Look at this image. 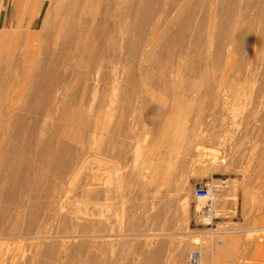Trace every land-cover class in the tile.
I'll use <instances>...</instances> for the list:
<instances>
[{"label": "rangeland", "instance_id": "1", "mask_svg": "<svg viewBox=\"0 0 264 264\" xmlns=\"http://www.w3.org/2000/svg\"><path fill=\"white\" fill-rule=\"evenodd\" d=\"M22 1L0 0V18L2 9L6 16L4 26L0 28V38L2 39L0 42V65L2 67L6 56L15 48L16 58H21L20 49H18L22 47L20 33L14 34L13 32L17 30L23 32L30 27L27 26L28 21L14 27L17 4ZM59 1L61 0H29L28 14L38 16L30 27L31 30L33 29L32 31L39 28L45 13L50 11L56 13V9H60L59 5L57 6ZM135 1L126 0L128 6L124 17V20L126 19L124 28L127 34L125 52L129 53V56L127 53L125 54L127 60L124 59L126 61L122 64L123 66L118 65L117 69L106 79V76L101 78L103 80L99 85L102 84V86H98L96 91L92 90L93 92L89 90L84 100V112L100 116L99 118L95 117V120L93 118V122H97L99 129L93 140L91 139L93 145L91 142L88 145L87 150L90 151L85 150L81 158V166L76 171H69L65 175L66 177L64 176L63 180L65 181L62 180V188L57 193L54 205L57 208L53 210L57 214L53 213L48 225L50 227L46 233L51 236L47 240L49 244L54 245V251L48 253L43 246L39 248L35 244V240L27 235L24 237L23 234H19L14 236V239H6L2 235V239L0 238V264L9 262V264H84L88 263L89 258L95 255L102 264H192L189 256L195 249H198L199 252L196 264H202L204 249L209 250L211 257L203 264H264V58L235 53L229 64L227 61L225 62V65H228L227 71L220 73L219 70L215 68L216 71L213 68L214 63L219 60L217 59L219 57L216 56L219 48L217 45L218 35H220L222 21L228 14V10L234 8L231 11L233 17L230 16L239 22L237 28L260 29L262 26L260 22L257 21L251 25L249 21L255 19L261 0H235V3L232 0H147L148 6H151L153 10V15L150 21L145 26L143 25V29L140 24L141 21L143 24V20L140 19L143 16L140 15L142 12L135 8L136 5H132ZM182 1L185 4L189 3L183 6ZM128 3L132 6H129ZM115 23L114 17L108 23L112 46L116 44ZM155 23L157 30L154 27ZM197 24L201 28H198ZM130 35L131 37H128ZM156 41L161 43L160 46H153ZM17 45H19L18 48L15 47ZM131 50L132 52H130ZM133 52L137 56L133 54L134 57ZM142 52H148L147 59L145 53ZM135 60H137L136 63ZM211 61L213 64L210 63ZM172 64L173 66H171ZM163 66L173 71L164 70L166 71L164 74L161 68ZM174 68H177L179 74ZM167 73L171 75V78L175 76L176 80L183 78L184 85L186 86L188 82L189 85L192 84L191 87L188 88V84L187 88L180 87V92L177 88L178 92L177 90L175 92L179 96L175 93L172 94L174 90L168 91L172 90L171 82L164 78ZM212 73L216 79L220 78V80L217 81ZM104 79L106 83L103 82ZM211 81L216 82L212 84ZM105 86L107 89L104 88ZM126 94L133 95H129L131 98L129 99ZM180 105L185 107L182 108ZM186 107L189 110H184ZM56 117L48 119V127L50 131L61 127L66 129L62 134L66 140H70L80 133L79 130H84L83 126L79 125L77 120L72 117L71 119L64 118L62 121ZM57 123H60V126ZM56 125L59 128L56 129ZM114 125H121L122 128L124 127L123 134H128L125 137L126 140L123 139V134L122 138L120 137V140L123 141L121 142L122 146L125 142V146L122 148L127 151V153L123 151L126 162L121 158L124 155L118 156L121 158L120 161L125 162L124 165L121 163L122 161H118L119 158H115L117 155L113 156L115 151L110 150L106 154L103 153V149H106L107 143H109L107 140L112 135L108 130ZM184 126L186 129L188 128V132L190 131L189 134L191 132L196 134L183 139L180 133ZM62 128L58 130L59 133L63 132H60ZM179 143H183V146L180 147ZM177 144L178 147H176ZM149 145L151 146L149 147ZM118 165L125 167L123 171V166H120L119 173L122 172L126 175V172H132L130 173L132 175H126L131 177L130 186L126 188L127 191L125 190L123 194L108 192V196H106V192L100 196L88 192L89 189L86 188H89L88 182L92 176L95 179L93 181L97 182L96 186L99 189L103 188L106 185L103 182L114 175L115 167ZM126 165L128 166L126 167ZM140 169L144 174L149 173L150 177L154 178L152 183L145 187H140V184L136 183V173ZM98 171L103 174H99ZM26 172H20L22 178L19 177L20 183L18 182V186L16 185V196L23 195L24 197V194L29 196L33 191L28 192L31 184L29 181L27 182L29 189H26L25 180L27 177H29L27 180H30L32 176L28 175L31 172L28 174ZM150 173H154L153 176ZM50 177L53 179L56 175L53 172L48 173V179ZM144 177L142 182L151 181L150 177ZM133 178L134 180H132ZM21 179H24V182ZM220 180H224L226 183L216 196L217 217L212 224H208L202 216V209L198 205L199 200L195 197V189L199 183L208 181L218 184ZM102 183L104 185H101ZM107 185L112 186L113 181L107 182ZM93 186L95 187L94 184L91 187ZM17 189H21L20 193ZM144 194H147L146 198L149 195L146 200L147 204L144 202L146 199ZM28 196L24 197L29 206L23 204L26 211L24 220L22 219L23 224L28 222L29 214L38 217V213L42 209L41 205L38 210L36 206L34 209V201ZM44 196L42 197L47 200ZM42 197L39 200L46 202ZM28 199L29 201H27ZM42 201L39 203L42 204ZM12 204H16L13 208L11 206L12 210L17 208L16 200ZM136 207L139 208L136 210ZM39 208L41 209L39 210ZM97 210L100 211V214ZM134 210L138 212L135 211V213ZM148 210L151 212L149 213ZM109 214L110 216H107ZM83 221H85L84 223L87 221V224L90 225L98 222L96 224L98 230L92 226V229L89 228L88 234L92 238L91 242L90 238L78 237L75 239L76 243L74 241L72 245L67 243L69 232L65 230L60 232L62 229L58 227L62 224L61 222L67 227L68 224L75 226ZM3 222L5 220H2V225ZM84 223L81 226L87 225H83ZM95 224L93 226H96ZM101 225L104 229L99 230ZM92 230L98 234H94ZM65 234L67 235L65 236ZM112 234L115 236L118 234L120 239L112 237ZM98 235L101 237V241H99ZM97 238H99L98 241ZM81 239H87L84 240L83 245L80 244ZM97 244L100 245L98 248ZM154 255L156 256L154 257ZM53 256L55 257L53 258Z\"/></svg>", "mask_w": 264, "mask_h": 264}, {"label": "bare ground", "instance_id": "2", "mask_svg": "<svg viewBox=\"0 0 264 264\" xmlns=\"http://www.w3.org/2000/svg\"><path fill=\"white\" fill-rule=\"evenodd\" d=\"M138 1L136 0L135 2L132 3V5L133 6L136 5L135 8H138V10H141V12H142V14H140V15H143V16L140 19L143 20V24H142V21L140 22V24H141L142 29H143V27L150 21V18L153 15V10H152L151 6L150 7L148 6L147 3H149V2H147V0L146 1L140 0L139 2ZM232 1L234 3L236 2L235 0H232ZM25 2H26L25 3L26 6L24 5V10H23L21 18H22V21L27 19L29 22V20L32 19L34 17V15L30 16L28 14L29 13V6H28L29 0H26ZM187 3H189V2H187ZM187 3L185 4V2H183V6H184V4L187 5ZM58 5H59L60 9H56V11H57L56 13L50 11V12L44 14L42 22L40 23V26L38 29H36V31H32L33 29L31 30L30 29L31 26L29 27V25H28L29 28L25 29V31H23V32H20L21 30H17V31L13 32L14 34L20 33L19 37H20L21 42H22V47H19V45L15 46V47H17V48L19 47L18 49H20L21 58L20 59L16 58L17 51L15 48L13 52L10 51L11 53H9L6 56V61L4 63V66L2 67V65H0L1 66L0 67V238L2 235H4L5 236L4 238H6V239L7 238H13L14 236H18L19 234H23L24 237H25V235H27L28 237L32 238V240L33 239L35 240V244L37 246H39V248L43 246L44 249H47L48 253H52L54 251V248H53L54 245L49 244V241L47 239H49L51 236L47 235L46 233L48 231V227H50V226H48L50 219L52 218V215L55 212L53 210L55 208H57V207H54V205H55L57 193L61 190L62 185H63L62 180L64 179V176L66 174H68L69 171L70 172L76 171L77 168L81 166V163H80L81 158L83 157L85 150L88 152L90 151V150H87L88 145L91 143L93 145V142L91 141V139L93 140L95 134H97L98 129H99L97 122L96 121L93 122V118L95 120L97 118V116H98V118L100 116L99 115L93 116L90 113H85L84 112V109H85L84 100H85L89 90L91 92L97 90L98 86H100L99 83L100 82L102 83L103 79L101 80V78L106 76L105 77V79H106L108 75H110L115 69H117L118 65L124 64L125 61L127 60L126 57L129 56V53L125 52V43H126V39H127V34H126V31L124 28V24H125L124 21L126 22V19L124 20V17H125V13H126V7L128 6L126 0H66V1L61 0L57 3V6ZM132 5L129 4V6H132ZM229 7L231 8L232 6H229ZM180 9H182V8H180ZM233 9L234 8L232 7V10ZM232 10L229 9L228 14H226L224 16V19L222 21V27H221V30L219 31L220 35H218L219 36V42L217 45H219V48L218 47L217 48H218L219 54L217 53L216 56L219 57V58H217L219 60L216 59L217 63L216 62L214 63L215 65L213 68L214 69L216 68L217 70H219L220 73H222L223 71L224 72L227 71L228 65H225V62L227 61V63L229 64L230 59L234 56L235 53H243L248 57H250V56L252 57L253 55H256L258 58H264V0H261L259 3L258 13H257L255 19L252 21L251 20L249 21V23L251 25H253L257 21L260 22L262 24L260 29H253L251 27L242 28V29L237 28V25L239 22L235 21L236 18H235V20L233 18H231V16H232L231 11ZM113 17L116 19V23H115L116 24V32H115L116 44L112 46L111 42H110L112 39V36L110 35V33L108 31V23H109L110 19ZM20 25H22V24H20ZM183 25H184V23H183ZM156 26L157 25L155 23L154 27L157 30ZM197 27H198V24H197ZM198 28H201V27H198ZM140 32H144V31H140ZM199 32H200V30H199ZM160 34H161V32H160ZM154 36H156V35H154ZM128 37H131V35ZM158 38L160 39V37H158ZM154 39L156 40L155 37H154ZM1 41H2V39L0 38V42ZM159 41H156L155 43H157V42L159 43ZM129 42H130V40H129ZM146 43H148V42H146ZM155 43L153 46H156V45L160 46V44H161V43H159V44L158 43L155 44ZM156 47H154V48H156ZM132 50H133V48H132ZM132 50L130 52H132ZM153 50H155V49H153ZM148 52H150V51L148 50ZM126 53L128 55L125 57ZM142 53H145V52H142ZM147 53L144 54L145 58H146ZM151 53H149V54H151ZM190 53L192 54L191 51H190ZM133 54L136 55L135 52H133L132 55ZM148 56H147V58H148ZM124 59H126V60L124 61ZM134 59H136V58H134ZM136 61L137 60H135V63H136ZM135 63H134V65H136ZM210 63H212V61ZM171 66H173V64ZM190 67H191V65H190ZM161 68L163 69L164 74L166 73V71H164V70H167V72L168 71L170 72L172 70V69L169 70V68H167L166 66H163ZM177 68H174V70H176ZM214 69H213V71H214ZM176 71H174V72L176 73ZM181 71L183 72V69ZM208 71H209V69H208ZM175 73H174V75H175ZM177 73L179 74L178 71H177ZM168 75H169V73H167V75H165V76L168 77ZM161 76H163V75H161ZM170 76L171 75H169V77ZM212 76H213V73H212ZM166 77H164L165 80L167 79V80H170V82H171L170 88L172 90H168V91L172 92L174 90V92H172V94L175 93L177 96H179L175 91L177 90V88L179 89L180 87L185 86L184 85L185 82L182 81L184 79L180 78L179 80H176L175 76H174V78H171V77L166 78ZM217 77H219V76H217ZM161 79H162V77H161ZM215 79H216V76H215ZM214 80H212V81H214ZM216 80L218 81V80H220V78L219 79L217 78ZM208 81H209V78H208ZM103 82L106 83V80ZM166 82H168V81H166ZM215 82L214 83L212 82V84H215ZM187 84H188V88H189V86L191 87V85H192L191 83L189 85V83L187 82L186 86H187ZM101 86H102V84H101ZM164 86H166V85L164 84ZM210 86H211V83H210ZM211 87H213V86H211ZM104 88L107 89L106 86ZM177 92H178V90H177ZM179 92H180V89H179ZM74 94H75V96H74ZM126 95H128V94H126ZM126 95H125V97H127ZM129 95L127 98L131 99L129 97ZM132 95L133 94H131L130 96H132ZM134 95L136 96V94H134ZM180 98H181V96H180ZM102 100H103V97H102ZM90 102L92 103V100ZM101 104H102V101H101ZM180 106H182V108L185 107L183 105H180ZM188 107H189V105H188ZM186 108L184 110H189L188 108L187 109ZM211 114H212V112H211ZM211 114H210V116H211ZM54 116L55 117L57 116L56 118L61 119L59 121H62L64 118H67V117H68V119H71V117H72L75 120H77L79 125L83 126L84 130H82V131L79 130L80 133H77L75 136L70 138V140H66L62 136V134L65 133L64 130H66V129H63L61 127L62 130H60V132L61 131H63V132H61V133L58 132V130L61 128H59L57 125L60 126V123H57V125L55 126L56 129L57 128H59V129L50 131L47 121L49 118H51V117L53 118ZM185 127L186 126L183 127V129L180 133V135L183 137V139H187V137H192L196 134V133L194 134V132H191L189 134L190 131L188 132V130H187L188 128L186 129ZM193 130H195V129H193ZM108 131L112 135L107 140V142L109 141V143H107L108 144L107 148L103 149V153L105 152L104 154H106V152L113 150V151H115V155H113V156L117 155V157H115V158H119L118 156H122L125 153H127L126 149L122 148L123 146H125V142L122 146L121 142H123V141L120 140V137L124 135L123 134L124 133V127L122 128L121 125H119V126L114 125V126H111ZM125 134H126V132H125ZM126 136H128V134L124 135L123 139H125ZM95 139H96V137H95ZM189 141H190V139H189ZM182 144L183 143L180 144V147L183 146ZM184 144H186V143H184ZM150 146L151 145H149V147ZM97 147H99V146H97ZM176 147H178V144ZM179 151H180V148H179ZM86 154H88V153L86 152ZM89 155L91 157V153ZM113 156H112V158H113ZM121 158H123V160L125 159L124 161L126 162L125 155ZM121 158H119L118 161H120ZM123 160H121L122 162L121 161L120 162L124 165L125 162L123 163ZM120 162H119V164H120ZM114 164H115V162H114ZM83 166H85V165H83ZM120 166L121 165H118V167H115V173H114V175H111V178L106 179L105 182L101 181L104 184L106 183V185L104 187L102 186L103 188H100L101 190L99 189V187L96 186L97 182L93 181V180H95V179H93V176L92 177L90 176L91 179L88 182L89 188L88 187L86 188V189H89L88 192L93 193V195L96 194L95 196H97V195L100 196V195H102L103 192L104 193L106 192V196L109 195V194H107L108 192L123 194L124 191L126 190V188L130 186L131 177H129V176L132 175V174H130L132 172L128 171L129 172L128 173L125 170L126 175L129 174V176L127 177L124 173H122V172L119 173V170H121V168L119 169ZM127 166L128 165H126V167ZM96 168H97V166H96ZM122 168H123L122 170L124 171L125 167L123 166ZM98 169L100 170V168H98ZM23 171H27L26 174H28V172L29 173L31 172L30 174H28L29 176L32 175L30 180H27L29 178V177H27V179H26L27 181L25 180V182L27 183L29 181L31 183V184L29 183L30 184V186H29L30 191H28V192L30 193L31 190H33L32 193L29 194V196L24 194V197L28 196L29 198H31L34 201L33 202L34 209H35V206H36L37 210H38V207H40V205L42 207V209L39 208V210L41 209V211L38 213L39 214L38 217L35 215L31 216V214H29V216H28L29 220L26 224H23L24 222L22 223V219L26 215V211L23 208V204L24 203L26 204V200H24L23 195H21V196L17 195L16 196L17 192L15 190L17 183L20 181L19 180V177L21 176L20 172H23ZM151 171H152V169H151ZM51 172H53L56 175V177L53 179H52V177H50L48 179V173H51ZM98 172H99V174L101 173L100 171H98ZM152 172H154V171H152ZM111 173H113V172H111ZM74 174H75V172H74ZM101 174H103V172ZM150 174L152 175L154 173H150ZM144 176H147L148 178L150 177L149 173L144 174L142 172V169H140L136 173V183L140 184V187H145L147 184L149 185L154 180V178L152 179V177H150L151 181L142 182V178ZM97 177H99V175H97ZM20 178H22V177H20ZM100 179H103V178H100ZM21 180L24 182V179H21ZM98 180H99V178H98ZM132 180H134V178ZM42 181L44 182V184ZM63 181H65V180H63ZM111 181H113V185L112 186L107 185V182L111 183ZM220 182H218V184ZM26 183H24V184L26 185ZM103 183L101 185H104ZM93 184L95 185V187L94 186L91 187ZM153 184H154V182H153ZM218 184L211 183L212 192L214 194L215 199H217L216 198L217 193L219 192L221 187H223V186H219ZM25 185H24V187H25ZM27 186H28V183H27L26 187ZM29 187H27L26 189H29ZM142 189H144V188H142ZM20 190H18L19 193H20ZM22 192H24V191H22ZM145 195H147V194H144V196ZM42 196H44L47 200H45ZM95 196H93V197H95ZM41 197L46 202H43L41 200L43 203L42 204L39 203V202H41L39 200V199H41ZM103 198H104V196H103ZM115 198H116V195H115ZM140 198H141V196H140ZM145 198H146V196H145ZM147 198H149V195ZM147 198L145 199L144 202H146ZM14 200H16L17 208H14L12 210L11 206H12V208L14 206H16V204L15 205L12 204L14 202ZM23 201H25V202H23ZM27 201H29V199ZM144 202H142V203H144ZM146 204H147V202H146ZM26 205H28V204H26ZM91 205H94V204H91ZM136 205H137V203H136ZM141 205H143V204H141ZM198 205L202 209L203 202L199 200ZM139 207H136V210ZM134 208H131V209L133 210ZM150 209H151V207H150ZM136 210H134V212ZM144 210H146V209H144ZM216 210H217V206H216ZM32 211H33V209H32ZM97 211H99V210H97ZM139 211H141V210L139 209ZM93 212H91V213H93ZM136 212H138V211H136ZM148 212L150 213L151 211L148 210ZM156 212H157V210H156ZM141 213H139V214H141ZM55 214H57V213H54V215ZM86 214L88 215V213H86ZM99 214H100V211H99ZM104 214H105V211H104ZM107 216H110V214ZM111 216H112V214H111ZM153 217H154V215H153ZM135 218H136V216H135ZM155 218H157V217L155 216ZM2 220H5V222H3V225H2ZM204 220L208 224H212V222H213V221H209L208 219H204ZM61 221H63V220H61ZM64 221H65V219H64ZM84 222L85 221L81 222V224L80 223H77V224H79V226H81L82 223H84ZM109 222H110V220H109ZM125 222H126V219H125ZM61 223L62 224H60V226L58 227L59 229H62V231L60 230V232H63V230L69 232L68 235L65 234V236L67 235V237H68L66 242L70 243L72 245L74 242L76 243L75 239L78 237H87V239H89L90 238L89 237L90 234H88L89 228L92 229V227H96V229H97L96 224L98 222L96 224L93 223L96 226H93V224L90 225L88 223L90 225L89 226L87 224V221H86V223H84L83 225H86V224L87 225L81 226L82 228L81 227L79 228V226H77V224H75V226H69V224H68L69 228L71 227L70 229L67 228L68 226L67 227L64 226L63 222H61ZM138 224H140V223H138ZM98 227H99V225H98ZM104 227H106V226H104ZM101 228H103L102 225L100 226L99 230ZM124 228H126V227H124ZM79 229H82V230H79ZM112 229H113V227H112ZM129 229H130V227H129ZM78 231H81V232L78 233ZM83 231H84V233H82ZM68 232H66V233H68ZM92 232H93V230H92ZM93 233L98 234L97 232L96 233L93 232ZM105 233H107V232H105ZM102 234H104V233L102 232ZM27 236H26V238H27ZM113 236L119 238L118 234L116 236L112 234V237ZM119 236H121V235H119ZM67 237H65V238H67ZM94 237L95 236H93V238ZM97 237H100V236L98 235ZM109 237L111 238V236H109ZM117 238H116V240H118ZM91 239L92 238H90V242H91ZM98 239L99 238H97V241H98ZM81 240H82V242L80 241L81 242L80 244L83 245V242L85 239L84 240L81 239ZM93 241H94V239H93ZM99 241H101V237H100ZM111 242H112V240H111ZM77 243H79V242H77ZM99 243L101 244V242H99ZM124 243H126V242H124ZM92 244H94V242H92ZM81 245H79V246H81ZM56 246H57V244H56ZM74 246H75V244H74ZM96 246L98 248L100 245L98 246V244H97ZM202 253H203V257H202L201 262L203 264V263H206V260L208 258H210L211 255L209 254L208 249H204ZM193 255L196 256L195 261H193L191 258ZM155 256L156 255H154V257ZM49 257H51V256H49ZM54 257L55 256H53V258ZM61 257H62V255H61ZM150 257H152V256H150ZM189 258H190L189 260L192 264H196V262L199 258L198 249H195L194 251H192ZM89 259H90V261L88 263H86L84 261L85 262L84 264H102L100 259L97 258L96 255L93 256L92 258L90 257ZM56 262H58V261H56ZM12 263H13V261H12Z\"/></svg>", "mask_w": 264, "mask_h": 264}, {"label": "built area", "instance_id": "3", "mask_svg": "<svg viewBox=\"0 0 264 264\" xmlns=\"http://www.w3.org/2000/svg\"><path fill=\"white\" fill-rule=\"evenodd\" d=\"M221 182L218 184L219 186H223L225 184L224 180H220ZM195 197L203 202L202 207V216L204 219H208L209 221H214L217 217L216 210V199L212 192V187L210 182H202L197 184L195 189ZM192 260L195 261L196 256L193 255Z\"/></svg>", "mask_w": 264, "mask_h": 264}, {"label": "crops", "instance_id": "4", "mask_svg": "<svg viewBox=\"0 0 264 264\" xmlns=\"http://www.w3.org/2000/svg\"><path fill=\"white\" fill-rule=\"evenodd\" d=\"M26 0H23L22 3H18L17 4V9H16V14H15V17H14V27H17L18 25L20 24H24L25 22H27L28 20L26 19V21H22V13H23V10H24V5H25V2ZM1 6V4H0ZM21 14V15H20ZM38 16L35 15L32 19L29 20L27 26H32V24L34 23V20L37 18ZM6 21V16L4 15V10L2 9V15H1V18H0V28L4 26V23ZM33 21V22H32ZM31 24V25H30Z\"/></svg>", "mask_w": 264, "mask_h": 264}]
</instances>
